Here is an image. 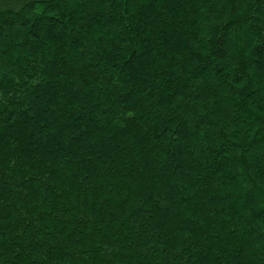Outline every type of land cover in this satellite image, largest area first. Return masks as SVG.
<instances>
[{"label": "trees", "instance_id": "16d2710c", "mask_svg": "<svg viewBox=\"0 0 264 264\" xmlns=\"http://www.w3.org/2000/svg\"><path fill=\"white\" fill-rule=\"evenodd\" d=\"M0 264H264V0H0Z\"/></svg>", "mask_w": 264, "mask_h": 264}]
</instances>
